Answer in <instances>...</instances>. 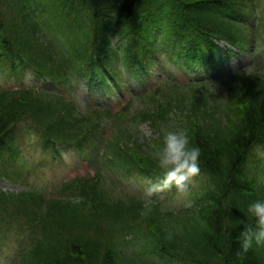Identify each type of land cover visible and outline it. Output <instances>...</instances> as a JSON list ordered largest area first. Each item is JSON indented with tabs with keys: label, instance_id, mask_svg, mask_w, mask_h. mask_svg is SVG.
Instances as JSON below:
<instances>
[{
	"label": "trees",
	"instance_id": "1",
	"mask_svg": "<svg viewBox=\"0 0 264 264\" xmlns=\"http://www.w3.org/2000/svg\"><path fill=\"white\" fill-rule=\"evenodd\" d=\"M156 1L159 4L148 13L151 20L136 30L145 43L148 66L163 58L183 71L199 69L218 59L222 47L214 38L240 46L253 44L255 53H264V0ZM29 2L0 0V72L6 76L5 66L11 63L8 74L32 71L40 79L49 77L63 92L51 93L22 81L19 87L0 83L1 156L4 153L0 174L20 175L11 181L27 185L0 188V243L7 247L3 252L7 260L159 264L150 261L154 254L161 262L173 260L170 264H264V245L253 232L251 246L247 251L241 247L245 228L260 226L248 205L264 198V159L257 154L255 158L252 151L264 144V64L250 63L213 82L166 79L120 111L84 109L72 95L73 83L92 86L95 82L84 77L93 73L92 53L112 55L108 43L102 46L107 37L98 39L102 25H111L100 20L118 15L132 28L133 16L145 14L150 0H50L48 9L45 0ZM57 10L67 11L76 23L87 15L99 17L91 21L94 26L74 25L69 34L40 36L37 15L46 17ZM242 11L259 14L255 26L239 19ZM101 75L102 84H108L106 74ZM175 107L179 121L172 122L168 114ZM143 121L158 131L151 141L139 134L137 125ZM94 130L111 146L113 169L122 174L120 179L139 181L148 172L164 169L153 155L163 146L164 131H186L189 145L201 149V173L189 189L193 204L182 210L145 204L98 173L57 185L59 179L50 188L30 182L62 145L75 142L81 153H88L87 134ZM31 141L42 149L36 164L20 155ZM129 243L141 250L140 259L124 258Z\"/></svg>",
	"mask_w": 264,
	"mask_h": 264
},
{
	"label": "clouds",
	"instance_id": "2",
	"mask_svg": "<svg viewBox=\"0 0 264 264\" xmlns=\"http://www.w3.org/2000/svg\"><path fill=\"white\" fill-rule=\"evenodd\" d=\"M198 145H189V136L186 131L165 130L163 146L153 153L159 165L166 170L161 186H170L175 182L177 186L184 187L189 176L200 171ZM248 211L256 217L261 227L255 232V239L264 240V198H258L248 205ZM243 240L241 247L244 251L251 246L253 233L249 228L241 233Z\"/></svg>",
	"mask_w": 264,
	"mask_h": 264
},
{
	"label": "rangeland",
	"instance_id": "3",
	"mask_svg": "<svg viewBox=\"0 0 264 264\" xmlns=\"http://www.w3.org/2000/svg\"><path fill=\"white\" fill-rule=\"evenodd\" d=\"M235 61H237V60H235ZM26 82H28V83H32V84H34V83H36L37 81L35 80V77L33 76V75H31V74H28V73H26L25 75H24V78H23ZM140 128H141V130H142V133H145V134H149L150 133V130H149V128H148V126L146 125V124H144V125H141L140 126ZM84 170H86V167H84V166H79L78 168H73L72 169V173L71 174H74V173H76V172H82V171H84ZM42 181H44L45 183H49V177H42V178H39V179H34V183H36V182H39V183H41L42 184ZM0 185H2V186H4V187H12L13 186V184L12 183H9V182H7L5 179H0ZM173 202H175V203H177L178 205H180L182 202H183V198L181 197V196H177L174 200H173ZM5 262V261H4ZM4 262H1V257H0V264H5Z\"/></svg>",
	"mask_w": 264,
	"mask_h": 264
}]
</instances>
